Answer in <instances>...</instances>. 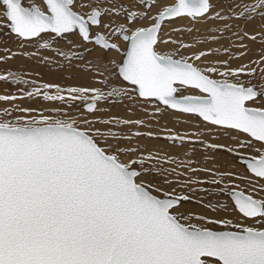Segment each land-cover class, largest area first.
Returning <instances> with one entry per match:
<instances>
[{
	"label": "snow or ice",
	"instance_id": "obj_1",
	"mask_svg": "<svg viewBox=\"0 0 264 264\" xmlns=\"http://www.w3.org/2000/svg\"><path fill=\"white\" fill-rule=\"evenodd\" d=\"M0 7V26L20 47L52 49L57 38L67 41L70 50L56 54L98 85L37 86L16 72L0 74V81L31 88L28 98L67 106L52 115L0 110V264H264V52L232 68L228 60L207 59L219 48L182 55L195 45L171 33L185 29L163 31L177 19L221 21L222 28L209 29L211 41L220 39L215 33L231 32L243 57L245 39L264 43V0H0ZM254 18L262 21L255 34L241 35L239 25L233 32L228 23ZM97 50L101 54L92 55ZM21 98L0 95L3 102ZM121 103L151 118H198L235 146L206 143L204 131L144 133L139 129L152 127L144 119L88 118L105 111L101 104ZM13 111L29 115L10 119ZM125 127L136 130L119 131ZM143 136L192 148L177 158L140 145ZM197 145L233 155L249 175L197 168ZM198 172L210 174L213 185L240 179L248 187L225 184L215 191L230 203L205 204L195 199L207 191L196 187L207 183L195 178ZM189 202L230 218L197 214Z\"/></svg>",
	"mask_w": 264,
	"mask_h": 264
},
{
	"label": "rangeland",
	"instance_id": "obj_2",
	"mask_svg": "<svg viewBox=\"0 0 264 264\" xmlns=\"http://www.w3.org/2000/svg\"><path fill=\"white\" fill-rule=\"evenodd\" d=\"M27 2H29V0H27ZM214 2H216V0H214ZM2 11H3V8L0 7V12ZM178 20L179 21L171 22L167 27L163 29V31L164 33H170L171 28L185 29V31L180 32V33H171L174 39L183 40L186 43H191L195 45L191 49H187V50L181 49L182 55L187 56L199 50L207 51L209 49L215 50L219 48L221 51L218 54L213 55L212 57H209L207 59L211 61L228 60L232 68H237L243 64L249 63L250 61L258 60L259 55L262 52H264V43H260L259 39L257 41H251V40L248 41V39H245V42L243 41V43L247 45V55L243 57L239 56V52L244 51V49H239L238 47L235 46L240 43V41H238L239 40L238 38L233 37V39H230L228 43H227L226 38H220L215 42L211 41L210 37L214 33L209 31V29H215L221 26L223 27V22L220 23L219 21V23L217 22L213 23L212 21H208L204 23L203 22L193 23L189 19H178ZM259 21H261V19L254 18L250 22L232 20V21H229L228 23H230L233 26H236V25H239V27L241 26L240 27L242 28L241 34H243V32H248L249 34H255V33H259L262 31V29H260L262 21L260 23ZM234 28L236 29V27ZM187 29H192V31H187ZM215 35H217V33H215ZM6 36H9L12 39L11 44H6V42L4 41ZM43 36H44V39L50 38L49 34H44ZM69 39L71 40L70 36H69ZM57 41L58 42L56 41L53 42L52 49H41L38 44H34V43H26L24 47H20V41H18L13 34L8 32V28L4 26H0V72H2L0 74H6L8 71L16 72L18 75L22 76L26 80L35 81L37 86L42 85L44 83L59 84L65 88L69 86H98V85L90 84V81L87 83L81 82V81H84V79L89 80L88 76L83 74L78 68L70 69L67 67L68 62L63 60L61 57H59L55 51V49L57 48L61 49L60 45H64L67 41L59 40V38H57ZM74 41L78 43L79 38H74ZM41 43H43V41H41ZM122 44H121V47L124 48L125 45H122ZM87 47H92V46L88 45ZM171 47L172 46L161 45V48L165 50ZM225 48L229 50L228 53H225L223 51V49ZM74 50L83 51L82 48H78ZM25 53L27 55H25ZM33 53H36V55L33 56ZM85 55L88 56L87 53H85ZM229 55H232L234 58L229 59ZM111 57L117 60L120 59V56L118 57L117 54L115 53H113ZM44 58H47V59L45 60ZM75 63L77 65H80L82 62L75 61ZM28 91H30V89ZM0 95H16L18 97H23L15 101H9V102L0 101V110H4V109L12 110L16 107H19V108H28V109H35L38 111H42L44 115H52L53 114L52 110L55 108H67L66 105H62L59 102L44 101L42 97H36L37 99L35 98L30 99L24 95V92H20L16 90L7 91L3 89L2 86H0ZM130 102L132 101H125L126 104ZM125 103H121V105ZM118 105L120 106V104ZM100 107L102 109H105L103 105H100ZM68 111L70 115L77 114L73 112L71 109H68ZM129 111L132 112L133 108H131ZM103 113L104 111L97 112L95 116L89 115L88 118L89 119H95V118L106 119V118L112 117L110 113H106L105 116L103 115ZM37 114H38L37 111H33L30 115H37ZM25 115H29V114L22 113L20 111H13L11 117L9 118L14 119L15 117L25 116ZM115 117H119V116H115ZM174 117L182 120L180 116L179 117L172 116V119ZM156 120H159V124L156 123ZM199 122L203 124L202 121H199ZM146 123L152 125L151 131H160L162 128H165V127L172 129L171 124H173L172 120L166 119L164 115L157 116L155 118H148ZM96 127H103V126L100 124H97ZM202 127H204V125ZM194 129L200 130L199 127L194 126L192 131H189V132H193ZM142 130L146 131L147 128L144 127L142 128ZM173 131L180 133V128L175 127V130ZM161 134L163 135V133ZM143 137L147 138L146 136H143ZM145 138L143 139L145 141H148V139H145ZM155 140H157L159 143L162 144V148L164 147L163 152H164V149L167 151L173 150L177 152L178 150H181L183 148L185 150H189L192 148V145L187 144V143L184 144L183 146H179V145L174 146L170 143H167V141H165L164 139H155ZM197 148H199L200 150L204 149L203 146L197 145L196 146L197 152H200L199 149ZM173 156L177 157L178 155L174 154ZM168 167H171V166H168ZM235 182L236 181L234 179H231L230 181L225 180L223 185L225 184L231 185V184L238 183V182L236 183ZM195 199L197 200L196 197ZM225 201L227 203H230L227 197L225 198ZM186 207L191 209L193 212L197 214H204V210L202 209L201 204L199 203L189 202L186 204ZM191 222L196 223L197 221L193 220Z\"/></svg>",
	"mask_w": 264,
	"mask_h": 264
},
{
	"label": "bare ground",
	"instance_id": "obj_3",
	"mask_svg": "<svg viewBox=\"0 0 264 264\" xmlns=\"http://www.w3.org/2000/svg\"><path fill=\"white\" fill-rule=\"evenodd\" d=\"M26 3H27V0H26ZM175 21H179V20L177 19ZM216 22L219 23V21H216ZM260 22L261 21H259V23ZM220 23H221V21H220ZM234 25H236V24H234ZM234 27L235 26H233V28ZM220 28H222V26ZM234 29H232L233 32H235L237 30V29H235V30ZM240 29L242 30V28H240ZM217 36H219L220 38H226L227 39V43H228V41L230 39H233V37H234L231 32H223L222 35H221V33H217ZM70 38H71V40L74 43H76L74 41V38H79V37L78 36H70ZM4 41L6 42V44H11L12 43V39L9 36H6ZM244 42H245V40H244ZM79 43H80V41L77 44H79ZM65 44L64 45H60L61 49L65 50V51L66 50H70L67 47V42ZM112 54L113 53H109L108 55L112 56ZM92 55H100V52L97 50V51L93 52ZM117 56L119 57V55H117ZM88 58L91 59V56H88ZM0 73H2V72H0ZM81 82L87 83V82H89V80L88 79H84V81H81ZM0 86H2L3 89H5L7 91H15L16 90V91H20V92H25V91H28L29 89L31 90V88H28L26 86L17 85V84H13L11 82H5V81H0ZM182 94L188 95V94H193V93L185 91ZM35 99H37V98H35ZM132 103L133 102H130V103H128V105H131ZM101 105H103L105 107V111L103 113L104 116L106 115V113H110V115L112 117L113 116H119L120 118H123V119H132V120L144 119L145 121H147L148 118H151V117L146 116L144 111L141 108H138V107H131V108H133V111L131 112V111L128 110L129 108L125 107V104H122V105L120 104V106L118 104H107V105L106 104H101ZM151 111H152V109L149 108V112H151ZM164 116L166 117V119H169V120L171 119L172 120L173 124H171V126H172L173 130H175V127L180 128V134H185V133L191 134V133H197V132H200V131H204L205 134L202 137V139L206 143L225 144V145L235 146L234 141H232L228 136L224 135L222 132H220V131H211V132L207 131L205 129V127H202L203 124H201L199 122V119H197V118H194V117H191V116H180L182 118V120H180L179 118H176V117H174L172 119V116H170L168 114H164ZM194 126L199 127L200 130L194 129L193 132H189V131H192ZM142 128H144V127H142ZM142 128H140L139 131L144 132V133H146L148 131H151V128H147L146 131L142 130ZM134 130H136V129H131L130 130L127 127L119 129V131H121L122 133H126V132L129 133L130 131H134ZM143 138H145V137H141L138 140V143L140 145L146 146L147 148L152 149L153 151L160 150V149L163 150L164 147L162 148V144L159 143L157 140L147 137L145 139H148V141H145ZM197 149H199V148H197ZM186 151H188V150H185L184 148L181 149V150H178L177 152H175L173 150L167 151V150L164 149V152L167 153V154H170L172 156L174 154L178 155L177 158H182L183 154ZM199 151L200 152L196 151L194 153V156H193V159H195L197 161V163L195 165L197 168H212L214 171H221V172H223V171H232L233 173H236L238 176H248L249 175L248 173L245 172V170L243 169V167L241 165H239V164H237L235 162L236 158L233 155L229 154V153H226V152H223V151L211 152V151H209V150H207L205 148L201 149V150L199 149ZM210 157H214V159L210 158ZM168 166H171V165H168ZM195 178H199L200 180H203V181L207 182V183H203V184H200V185L196 186L199 189H207V191H198L196 193L197 200H199L200 198H203L205 204L208 201H211V203L214 206L217 204V202H219V203H227L225 201L226 195L219 194V193H217L215 191L218 188H223L224 187L223 184H221V185H213V184H211L210 183V180L212 178L211 175L203 173V172L196 173L195 174ZM226 180L230 181L231 179H226ZM234 180L236 182H238L237 184H239L242 188H247L248 187V185L245 183V181L240 180V179H234ZM231 182H233V181H231ZM201 207L204 210V214L203 215H206V216H209V217H212V218H230L229 215L227 213L223 212L222 210L218 209L217 211L214 212L212 210L206 209L202 205H201Z\"/></svg>",
	"mask_w": 264,
	"mask_h": 264
},
{
	"label": "water",
	"instance_id": "obj_4",
	"mask_svg": "<svg viewBox=\"0 0 264 264\" xmlns=\"http://www.w3.org/2000/svg\"><path fill=\"white\" fill-rule=\"evenodd\" d=\"M8 32L11 33L9 29H8ZM11 34H12V33H11ZM13 35H14V34H13ZM167 143H169V142H167ZM235 162H236L237 164L241 165L236 159H235ZM242 167H243V166H242ZM243 169L245 170L244 167H243ZM245 172H246V170H245ZM246 173H247V172H246ZM226 197H227V196H226ZM227 198H228V197H227ZM228 199H229V198H228ZM229 201H230V200H229Z\"/></svg>",
	"mask_w": 264,
	"mask_h": 264
}]
</instances>
